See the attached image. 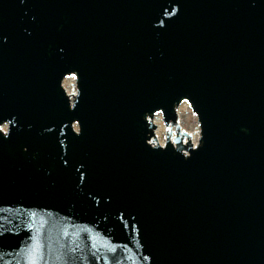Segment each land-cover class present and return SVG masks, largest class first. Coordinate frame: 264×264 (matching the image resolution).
Wrapping results in <instances>:
<instances>
[{"label":"water","instance_id":"95a60500","mask_svg":"<svg viewBox=\"0 0 264 264\" xmlns=\"http://www.w3.org/2000/svg\"><path fill=\"white\" fill-rule=\"evenodd\" d=\"M0 264H264V0H0Z\"/></svg>","mask_w":264,"mask_h":264},{"label":"rangeland","instance_id":"374dc122","mask_svg":"<svg viewBox=\"0 0 264 264\" xmlns=\"http://www.w3.org/2000/svg\"><path fill=\"white\" fill-rule=\"evenodd\" d=\"M179 122L181 127L186 129L187 131L191 132L193 135V140L195 142L198 139L199 133V122L197 119V115L193 112L190 103L187 100H184L179 108ZM154 121L157 123V137L160 142H164L166 136V126L163 122L161 113L156 114Z\"/></svg>","mask_w":264,"mask_h":264},{"label":"bare ground","instance_id":"6f19581e","mask_svg":"<svg viewBox=\"0 0 264 264\" xmlns=\"http://www.w3.org/2000/svg\"><path fill=\"white\" fill-rule=\"evenodd\" d=\"M197 133H198V130H197ZM192 139H193V135H192ZM195 142V140H193Z\"/></svg>","mask_w":264,"mask_h":264}]
</instances>
